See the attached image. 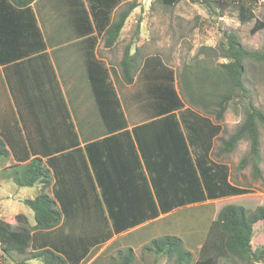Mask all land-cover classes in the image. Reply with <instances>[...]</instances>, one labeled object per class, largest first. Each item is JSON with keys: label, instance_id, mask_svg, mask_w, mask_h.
<instances>
[{"label": "trees", "instance_id": "1", "mask_svg": "<svg viewBox=\"0 0 264 264\" xmlns=\"http://www.w3.org/2000/svg\"><path fill=\"white\" fill-rule=\"evenodd\" d=\"M34 1L0 0V12L9 9L31 13L30 5ZM123 1L124 8L110 21L111 9ZM159 1L166 7L178 3V0ZM256 1L199 0L198 3L219 17L234 8L239 21L245 23L254 19L252 10ZM87 3L95 21L98 14H103V21L99 27L97 21L96 26L102 34L103 47L112 49L139 4L136 0H87ZM32 24L40 38L35 21ZM263 29L264 18L255 19L249 33L254 35ZM138 33L137 25L136 37ZM223 38L219 46L208 51L226 62L213 65L194 56L177 72L166 66L158 55H140L131 43L125 46L116 69H108L95 57L96 38L92 37L85 70L104 136L80 146L78 132L72 127L62 99L57 117L58 126L65 127L62 133L66 141L54 148L46 146L38 150L34 144L26 145L18 127L15 131L0 129V180L20 188L39 186L35 197L23 200L33 214L34 224L30 228L24 214L0 219V264H31L33 260L38 264H82L91 250L113 235L151 223L176 209L249 193L246 188L228 183L227 166L212 161L210 153L229 104L241 97L248 98L243 84L244 62L264 60V52L245 49L230 32L224 31ZM0 61H4L2 54ZM111 75L122 86L131 85L137 76L146 81L147 88L134 96L135 100L139 97V109L145 111L146 122L127 130L121 105L110 83ZM259 125L264 128V113L249 101L242 122L221 140L215 153L216 157L228 155L246 139L248 152L237 167L245 169L250 158L251 171L257 179L261 177ZM23 131L28 137V130ZM67 133L72 141H67ZM59 158L65 159L60 171L55 164ZM69 158L84 169L75 179L66 176L65 183ZM53 178V196H49L47 189ZM87 181L95 186V204H88ZM72 182H76L80 198H84L78 203L69 192ZM92 215L96 217L90 218ZM61 220H65L63 227L70 224L71 233L55 240L50 232ZM261 222H264V203L253 211L227 204L211 222L196 261L181 239L172 235L153 238L143 250L166 257L173 264H233L234 260L242 264H264V239L256 247L251 243L253 226ZM75 229L80 235L72 237ZM35 233L42 237L38 240ZM133 260V251L127 248L117 252L112 264H133Z\"/></svg>", "mask_w": 264, "mask_h": 264}, {"label": "rangeland", "instance_id": "2", "mask_svg": "<svg viewBox=\"0 0 264 264\" xmlns=\"http://www.w3.org/2000/svg\"><path fill=\"white\" fill-rule=\"evenodd\" d=\"M198 1L178 0V3L174 6L166 7L159 0H136L139 6L129 18L119 43L111 50H103L99 47L95 51L98 50L97 53L101 56L107 55L105 56L106 61L116 64L121 59L124 47L129 42L134 41L135 48L140 55H158L166 66H170L178 72L182 67L190 63L194 56L209 60V64L213 65L226 62L223 58H215V54L208 50L219 46L221 41L224 40L223 32L227 31L235 35L245 49L253 52H264V29L254 35L249 33L254 20L264 18V0L256 1L257 3L254 4L252 10L254 19L245 23L239 21L237 10L234 8H229L219 17L210 14ZM50 2L53 3L52 0ZM122 8L124 7H121L120 10ZM58 23L60 22L58 21ZM137 25L139 33L135 37ZM203 48L206 49L205 53ZM110 83L112 84L111 81ZM243 84L248 92V98L241 97L229 104L223 121L220 123L221 132L212 143L210 159L226 165L228 170H230L231 181L236 183L237 186L246 188L249 193L235 199L210 200L202 204L176 209L148 223L146 227H136L131 229L133 231L130 230V233L124 232L120 235L112 236L103 245L92 250L89 257L82 264H112V261L117 258V252L127 248H131L133 251V264H173L172 260H168L166 257L155 256L151 252L143 250V247L153 238L164 235H172L181 239L184 248L191 252L193 261H196L208 228L223 206L234 204L242 206L248 211H253L257 206L264 203V128L262 126H258L260 140V162L258 168L261 172L259 179L255 178L251 171L250 158L247 159L245 169L239 170L237 167L240 159L246 156L248 152V141L246 139L241 140L232 153L221 157L215 156L221 145V140L232 134L242 122L249 101L264 113V60L251 59L244 62ZM177 89L180 91L179 88ZM179 94L182 96L181 92ZM90 102L91 100L89 99L84 101L82 107L88 109ZM123 103L125 107L131 108L127 99H124ZM81 114H79L78 109V112H74L73 115L78 125L76 131L79 133L80 139L83 140L86 131L89 133H94V131L92 128L89 129L87 127L86 122H80ZM95 115L92 109L86 113V116L93 117ZM50 125L49 122L48 127ZM48 127L44 129L38 128L34 132L38 133L41 129H49ZM72 127L74 130L76 129L73 125ZM61 130L63 128H60ZM54 131L56 130L54 129ZM61 138H66L65 134L58 137L57 140L60 142ZM72 140L68 139L67 141ZM64 160L59 158L55 161L58 171H60ZM83 169L80 163H72L69 158L68 170L64 174L65 183L67 181L65 179L66 176L70 179H75L78 172ZM92 176L94 177V174ZM87 184H89V191L86 195L89 200L88 204H95L96 191L93 190L95 186H92L89 181L85 183V185ZM77 187L76 182H72L69 186L71 197L76 200V203L84 199L80 198L81 192L77 190ZM56 188L59 189L58 185ZM38 189V185L20 188L9 181L0 180V219L24 214L29 224H34L33 214L23 204V200L35 197ZM47 194L50 196L51 191L49 190ZM94 217L96 215L90 216V218ZM107 225L108 227L111 226L109 222ZM102 228L107 232L108 229L105 230L104 225ZM263 233L264 222L253 226L251 240L253 247L262 244L264 237L261 235ZM76 235H80L79 231H72V237H76ZM232 262L233 264H242L235 260ZM38 263L37 260L31 262V264ZM222 263L226 264V262Z\"/></svg>", "mask_w": 264, "mask_h": 264}, {"label": "crops", "instance_id": "3", "mask_svg": "<svg viewBox=\"0 0 264 264\" xmlns=\"http://www.w3.org/2000/svg\"><path fill=\"white\" fill-rule=\"evenodd\" d=\"M50 1L35 0L30 5L31 13L9 9L0 12V54L4 56V61H0V129L15 131L17 127L20 128L26 140L25 144L32 143L38 150L39 148L43 150L46 146L54 148L59 143L57 138L63 136L60 128L65 131V127L58 126L57 117L60 99L63 100L65 109L70 114L71 122L76 128L75 131L78 125L73 114L78 112V109L79 114L84 113L81 114L80 122H86L87 127L94 131V133L86 131L83 140L80 139L78 133L80 146L104 136L102 121L96 113L95 102L86 77V56L92 47L90 39L96 38L93 46L95 57L104 62L108 69H116V64L119 62L116 64L108 62L105 58L107 55L101 56L97 53L98 50L95 51L99 47L107 50L103 47L102 34L97 29L103 21V14L102 16L98 14L95 21L87 0H52L53 3ZM123 4L124 1L111 9L110 21L114 19ZM102 9H105V6H102ZM136 9L131 15L136 12ZM82 19L86 20L81 21ZM33 21H35V27L39 29L40 38L33 28ZM97 21L98 27L96 26ZM125 26L121 31L119 41ZM129 43L132 44V49L135 48L134 41ZM137 77L131 85L122 86L117 83L113 75L110 76L126 119L127 130L148 120L145 111L141 112L139 109L140 102L137 101L139 97L137 100L134 99L135 95L138 96L140 91L147 88V85L144 87L146 81L139 80ZM88 99L91 100L90 106L85 109L82 105ZM124 99L128 100V105H131L130 109L124 106ZM90 109L96 114L95 116H86ZM49 122L50 127H48ZM47 127L49 129L43 130ZM38 128L43 129L38 133L34 132ZM24 129L28 130V137ZM68 138L67 133V140ZM65 141L66 138L60 140L63 143ZM227 175L228 183L237 186L231 181L230 170ZM54 182L53 178L51 187L47 189V192L51 191L50 196H53ZM238 197L241 196L224 197L217 200ZM63 221L65 220H61L60 225L50 232L55 240L64 239L66 234L71 233L68 227L70 224L66 223V227H63ZM148 223L150 222L142 226ZM32 225L29 224L28 227ZM142 226L139 228H143ZM33 233L31 231L30 234L33 235ZM35 235L34 237L38 240L42 237L41 234L35 233Z\"/></svg>", "mask_w": 264, "mask_h": 264}]
</instances>
